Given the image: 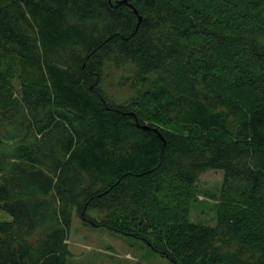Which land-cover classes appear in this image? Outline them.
Listing matches in <instances>:
<instances>
[{"label":"trees","instance_id":"16d2710c","mask_svg":"<svg viewBox=\"0 0 264 264\" xmlns=\"http://www.w3.org/2000/svg\"><path fill=\"white\" fill-rule=\"evenodd\" d=\"M126 1L0 0V264H68L75 212L173 264H264V0Z\"/></svg>","mask_w":264,"mask_h":264},{"label":"rangeland","instance_id":"374dc122","mask_svg":"<svg viewBox=\"0 0 264 264\" xmlns=\"http://www.w3.org/2000/svg\"><path fill=\"white\" fill-rule=\"evenodd\" d=\"M110 86L109 83L108 90L116 100H121L120 97L128 92L127 88ZM223 179L224 172L220 169L209 170L199 177L197 200L193 203L190 214L193 222L207 225L216 223L215 207ZM89 215L98 217L99 211L91 210ZM9 218L5 212H0V219ZM68 248V264H173L168 257L152 249L143 240L86 223L76 212Z\"/></svg>","mask_w":264,"mask_h":264},{"label":"water","instance_id":"95a60500","mask_svg":"<svg viewBox=\"0 0 264 264\" xmlns=\"http://www.w3.org/2000/svg\"><path fill=\"white\" fill-rule=\"evenodd\" d=\"M126 2H127L126 0H122V3H126ZM139 19H140V21H141V20H142V17H140ZM143 128H144V129H149V128H148V127H146V126H145V127H143ZM155 131L157 132V130H155Z\"/></svg>","mask_w":264,"mask_h":264}]
</instances>
